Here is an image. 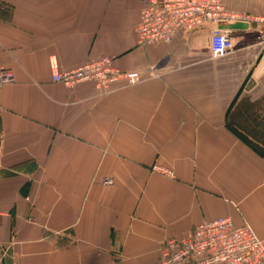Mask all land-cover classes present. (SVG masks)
I'll use <instances>...</instances> for the list:
<instances>
[{"label":"crops","instance_id":"obj_1","mask_svg":"<svg viewBox=\"0 0 264 264\" xmlns=\"http://www.w3.org/2000/svg\"><path fill=\"white\" fill-rule=\"evenodd\" d=\"M221 1L264 15V0ZM143 6L0 0L16 77L0 84V264H160L168 239L223 216L264 236L263 24L213 57L209 27L139 44ZM101 55L142 80H52L51 58L68 70Z\"/></svg>","mask_w":264,"mask_h":264},{"label":"built area","instance_id":"obj_2","mask_svg":"<svg viewBox=\"0 0 264 264\" xmlns=\"http://www.w3.org/2000/svg\"><path fill=\"white\" fill-rule=\"evenodd\" d=\"M143 1L136 32L138 43L144 45L170 42L179 32L209 27L211 55L218 57L234 46L230 33L217 27L219 20L264 24V16H237L221 0ZM50 67L52 80L67 87L92 81L97 88L106 90L119 81L135 84L142 80L140 71H121L108 55L68 70H60L57 61L51 58ZM15 80L13 70L0 63V84ZM154 170L174 177V171L165 166H155ZM160 264H264V236L249 224H235L230 216L218 217L197 225L186 236L168 239L160 249Z\"/></svg>","mask_w":264,"mask_h":264},{"label":"water","instance_id":"obj_3","mask_svg":"<svg viewBox=\"0 0 264 264\" xmlns=\"http://www.w3.org/2000/svg\"><path fill=\"white\" fill-rule=\"evenodd\" d=\"M250 25V22L246 20H234V21H227V20H219L217 22V27L222 29L226 33H230L231 31L238 30V29H246Z\"/></svg>","mask_w":264,"mask_h":264},{"label":"rangeland","instance_id":"obj_4","mask_svg":"<svg viewBox=\"0 0 264 264\" xmlns=\"http://www.w3.org/2000/svg\"><path fill=\"white\" fill-rule=\"evenodd\" d=\"M231 13H233V14H235V15H237V16H248V15H250V17H254L253 15H251V14H247L248 12H237V11H231V10H229ZM260 16H264V15H256V17H260ZM263 26H264V24H263ZM262 125V124H261ZM262 127H263V125H262ZM255 128H256V125H255ZM255 132H256V130H255ZM256 135H258L257 134V132H256ZM264 135V134H263ZM262 139H264V138H262ZM252 142H254L255 144H256V136L254 137V139H252Z\"/></svg>","mask_w":264,"mask_h":264},{"label":"trees","instance_id":"obj_5","mask_svg":"<svg viewBox=\"0 0 264 264\" xmlns=\"http://www.w3.org/2000/svg\"><path fill=\"white\" fill-rule=\"evenodd\" d=\"M262 125L264 126V124H262ZM263 141H264V140H263ZM253 143H254V142H253ZM256 146H259V145L254 143V147H256Z\"/></svg>","mask_w":264,"mask_h":264}]
</instances>
